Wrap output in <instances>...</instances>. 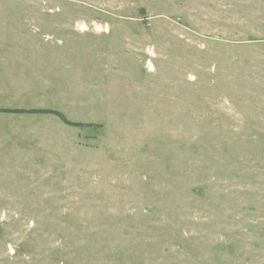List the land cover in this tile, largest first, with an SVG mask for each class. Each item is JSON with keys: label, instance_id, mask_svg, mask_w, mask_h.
I'll return each instance as SVG.
<instances>
[{"label": "rangeland", "instance_id": "rangeland-1", "mask_svg": "<svg viewBox=\"0 0 264 264\" xmlns=\"http://www.w3.org/2000/svg\"><path fill=\"white\" fill-rule=\"evenodd\" d=\"M0 109V264H264V0H0Z\"/></svg>", "mask_w": 264, "mask_h": 264}, {"label": "trees", "instance_id": "trees-1", "mask_svg": "<svg viewBox=\"0 0 264 264\" xmlns=\"http://www.w3.org/2000/svg\"><path fill=\"white\" fill-rule=\"evenodd\" d=\"M0 113H28V114L53 115L56 118L60 119L64 124L68 126H74V127L86 126V124H83V123L71 122L63 115V113L57 110H52V109H29V110L0 109ZM87 126H90V125L87 124Z\"/></svg>", "mask_w": 264, "mask_h": 264}]
</instances>
